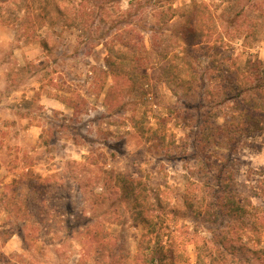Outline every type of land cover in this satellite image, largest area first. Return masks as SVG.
<instances>
[{"label":"rangeland","instance_id":"rangeland-1","mask_svg":"<svg viewBox=\"0 0 264 264\" xmlns=\"http://www.w3.org/2000/svg\"><path fill=\"white\" fill-rule=\"evenodd\" d=\"M10 1L0 9V180L9 183L31 170L49 179L50 187L45 198L48 215L33 211V231L25 230V243L16 233L8 238L0 234V264H101L98 246L84 238L86 227L95 220L114 235H124L133 259L141 225L126 212L117 219L115 208L108 205L112 201L91 200L103 191L113 171L142 178L151 194L160 186L164 200L182 212L181 194L199 198L207 182L217 184L223 167L228 172L223 178L239 200L250 198L264 211V133L240 138L232 149L198 146L203 115L189 105L196 106L199 95L211 98L220 110L218 125L233 113L228 106L236 99L211 90L215 84L228 83L227 69L238 54L242 65L255 56L264 60V0H203L218 26L213 39L218 47L194 56L196 77L191 86L177 79L190 76L188 65L175 60L170 66L165 62L154 66L156 61L143 53L135 67L138 77L126 82L111 111L105 96L114 81L105 59L128 50L115 38L130 37L129 25L123 23L127 18L120 15L131 0H49L43 2L48 8L44 11L36 0L40 4H34L31 15L21 0ZM190 1L152 0L140 23L158 28V16L165 12V19L173 18L164 27L165 36L180 38L178 24ZM58 2L66 17L54 12ZM80 2L102 7L75 18L73 4ZM231 26L241 35L235 27L229 31ZM219 35L231 41L222 44ZM144 37L150 49V34ZM168 40L157 49H171L170 43L180 51L175 40ZM22 189L25 194V185L18 188ZM6 217L0 208V232ZM226 224H206L202 235L209 238L208 227L214 230ZM188 254L195 260L192 246Z\"/></svg>","mask_w":264,"mask_h":264},{"label":"trees","instance_id":"trees-1","mask_svg":"<svg viewBox=\"0 0 264 264\" xmlns=\"http://www.w3.org/2000/svg\"><path fill=\"white\" fill-rule=\"evenodd\" d=\"M39 1L42 3H37L36 0H21L20 5L23 4L21 5L23 9L31 15L32 11H35L32 9L36 3L40 4L37 7H41L42 11L48 9L45 3L49 0ZM248 1L258 2V0ZM8 2L11 3L10 0H0V9L6 7ZM151 4L152 0H131L130 7L127 10H121L120 16L127 18L123 23L129 25L130 37L122 39L116 36V43L122 44L128 50H118L116 54L108 55L105 59L107 73L114 81L105 96V102L110 111L114 109L115 102L123 92L126 82L131 77H138L135 67L140 60H137L138 57L143 53L146 57L151 56L152 61H156L154 66L164 62L169 65V63H175V60L180 61L184 66L188 65L189 73L187 74L190 76L183 78L184 76L179 75L177 79L190 87L191 81L196 77V72L192 67L194 56L206 48L217 49L218 47L214 45L216 40H213L215 29L217 30L218 26L212 22L214 18H211L210 7L203 0H191L185 6L178 24L180 29L177 34L180 38L165 36L164 27L173 19H165L167 16L165 12H161L158 16L160 18L158 28L148 27L147 22L140 23L143 10L153 6ZM74 5L75 18L87 17L92 10L102 7L95 2L90 3V6L82 3ZM54 7L57 15L66 17L62 3H55ZM242 11H245V7ZM81 13H86V15ZM231 25H234V22H231ZM231 27L229 31L235 26ZM234 29H237L239 34L241 33L237 27ZM243 29L245 28L242 25V31ZM145 33L150 34L151 37L150 49L145 44ZM228 35L230 36V33ZM219 37L218 41L222 44H225V39L231 41L229 38H223L222 35ZM166 39L175 40L180 51L170 43L168 47L171 46V49L158 50L162 41ZM136 47L140 51H136ZM154 56L156 60H153ZM233 62L234 64L227 69L228 83L215 84L211 90L218 94L227 93V96L229 94L230 100L236 99L232 106L231 104L228 106L233 113L228 114L222 125L217 123L220 117L218 103L214 104L211 98L204 99L199 95L196 106L189 104L200 112L201 116L203 115L202 130L198 134V146L205 148L209 144L220 147L229 145L232 149L240 138L246 140L264 133V60L255 56L248 58L242 65V55L238 54L233 58ZM130 63H132L131 70L127 71L126 66ZM192 89L193 87L191 93L195 88ZM220 170L222 174L217 179V184L207 182L206 190L199 198H191L189 193L181 194L179 201L182 203V212L167 198L164 200L160 186L151 194V190L142 178H135L126 173L111 172L110 179L108 178L103 184V191L92 195L91 200L102 199L104 203L112 201L108 205L115 208L117 219L126 212L131 220L141 225L143 231L138 241V252L131 259L125 246L124 235H114L105 229L103 222L96 220L88 224L85 229L86 243H96L98 246L97 260H100L101 264H264V240H262L264 211L260 205L255 206L250 198L240 201V196L233 188L230 189L231 185L223 178L228 172L224 173L226 169L223 167ZM23 185H25V194L23 189L18 190ZM49 187V179L42 178L31 170L9 183L0 180V208L7 214L2 223L4 227H1L2 237L8 238L12 233H16L23 238L24 243L27 241L24 233L27 229L33 231L31 226L33 211L37 209L38 215H48L45 198ZM262 192L264 198V191ZM88 199L85 198L86 201ZM224 220L227 222H223ZM218 222L227 224L214 230L208 227V232L211 234L209 238L202 235L201 229H207L206 224L212 225ZM189 246L195 250V260H192L188 254Z\"/></svg>","mask_w":264,"mask_h":264}]
</instances>
